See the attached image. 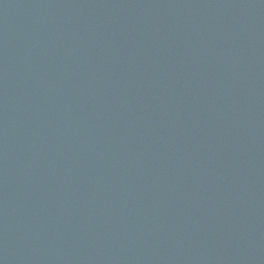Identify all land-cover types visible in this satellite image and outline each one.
Masks as SVG:
<instances>
[{"label": "water", "instance_id": "obj_1", "mask_svg": "<svg viewBox=\"0 0 264 264\" xmlns=\"http://www.w3.org/2000/svg\"><path fill=\"white\" fill-rule=\"evenodd\" d=\"M0 264H264V0H0Z\"/></svg>", "mask_w": 264, "mask_h": 264}]
</instances>
